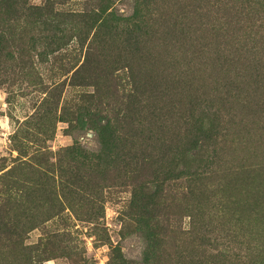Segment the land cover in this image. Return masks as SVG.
<instances>
[{
    "label": "rangeland",
    "instance_id": "rangeland-1",
    "mask_svg": "<svg viewBox=\"0 0 264 264\" xmlns=\"http://www.w3.org/2000/svg\"><path fill=\"white\" fill-rule=\"evenodd\" d=\"M0 264H264V0H0Z\"/></svg>",
    "mask_w": 264,
    "mask_h": 264
},
{
    "label": "trees",
    "instance_id": "trees-1",
    "mask_svg": "<svg viewBox=\"0 0 264 264\" xmlns=\"http://www.w3.org/2000/svg\"><path fill=\"white\" fill-rule=\"evenodd\" d=\"M205 136H207V135H205Z\"/></svg>",
    "mask_w": 264,
    "mask_h": 264
}]
</instances>
